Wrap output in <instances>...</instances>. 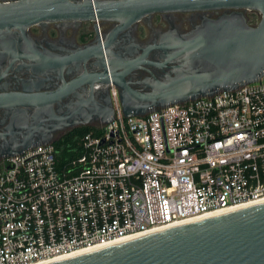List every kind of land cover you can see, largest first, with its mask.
Listing matches in <instances>:
<instances>
[{
	"label": "water",
	"instance_id": "water-1",
	"mask_svg": "<svg viewBox=\"0 0 264 264\" xmlns=\"http://www.w3.org/2000/svg\"><path fill=\"white\" fill-rule=\"evenodd\" d=\"M219 10L187 32L170 26L145 45L132 37L139 23L152 27L155 14ZM245 10L260 20L250 24ZM82 21L93 23L96 36L73 50L44 46L29 33ZM102 21L115 23L105 35ZM122 34L130 40L124 53L114 51ZM90 59L99 71L80 69ZM263 75L264 0H0V158L55 141L61 131L109 122L111 83L128 117ZM19 76L20 89L10 91L5 79ZM45 264H264V201Z\"/></svg>",
	"mask_w": 264,
	"mask_h": 264
},
{
	"label": "built area",
	"instance_id": "built-area-1",
	"mask_svg": "<svg viewBox=\"0 0 264 264\" xmlns=\"http://www.w3.org/2000/svg\"><path fill=\"white\" fill-rule=\"evenodd\" d=\"M0 158V264H45L264 201V75ZM82 251V252H79Z\"/></svg>",
	"mask_w": 264,
	"mask_h": 264
},
{
	"label": "flooded vegetation",
	"instance_id": "flooded-vegetation-1",
	"mask_svg": "<svg viewBox=\"0 0 264 264\" xmlns=\"http://www.w3.org/2000/svg\"><path fill=\"white\" fill-rule=\"evenodd\" d=\"M223 10L219 11H205V12H175L167 15L155 14L152 16V27L147 26L141 22L132 31V37L135 43L145 45L153 37L154 34L166 31L170 26H175L179 32L190 31L194 26L201 23L204 18H216L223 13ZM114 22L102 21L98 24V30L101 35H105L114 26ZM30 35L40 41L44 46H52L59 50H73L78 46L92 43L96 36V31L93 23L90 21L82 22H67L65 24L49 23L45 26H32L29 30ZM130 40L127 35L122 34L118 37V44L115 46L114 51H124L128 48ZM94 59H90L85 64V69L81 66V70H87L88 72L99 71L98 66L93 64ZM22 76L8 77L5 80L9 82L8 89L13 91L20 89ZM71 75H65V79L69 80ZM2 80L0 82V91L3 90ZM2 85V87H1ZM1 118V115H0ZM58 132L57 134H61ZM56 136V140L59 137Z\"/></svg>",
	"mask_w": 264,
	"mask_h": 264
},
{
	"label": "trees",
	"instance_id": "trees-1",
	"mask_svg": "<svg viewBox=\"0 0 264 264\" xmlns=\"http://www.w3.org/2000/svg\"><path fill=\"white\" fill-rule=\"evenodd\" d=\"M92 129H93L92 125H87V126L76 127L71 130H66L59 135L55 143L59 144L65 141H71L74 134H82Z\"/></svg>",
	"mask_w": 264,
	"mask_h": 264
},
{
	"label": "rangeland",
	"instance_id": "rangeland-1",
	"mask_svg": "<svg viewBox=\"0 0 264 264\" xmlns=\"http://www.w3.org/2000/svg\"><path fill=\"white\" fill-rule=\"evenodd\" d=\"M245 16L247 17V20L250 24H256L260 20V14L257 11L253 10H245L244 11ZM57 134L56 136H58Z\"/></svg>",
	"mask_w": 264,
	"mask_h": 264
},
{
	"label": "bare ground",
	"instance_id": "bare-ground-1",
	"mask_svg": "<svg viewBox=\"0 0 264 264\" xmlns=\"http://www.w3.org/2000/svg\"><path fill=\"white\" fill-rule=\"evenodd\" d=\"M206 217V216H205ZM79 252H82V251H79ZM76 254V253H75Z\"/></svg>",
	"mask_w": 264,
	"mask_h": 264
}]
</instances>
